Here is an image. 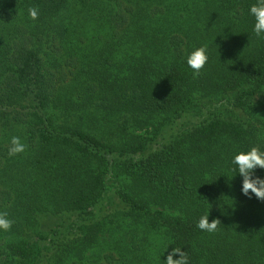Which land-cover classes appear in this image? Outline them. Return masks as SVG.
I'll use <instances>...</instances> for the list:
<instances>
[{"label":"trees","instance_id":"obj_1","mask_svg":"<svg viewBox=\"0 0 264 264\" xmlns=\"http://www.w3.org/2000/svg\"><path fill=\"white\" fill-rule=\"evenodd\" d=\"M254 2L0 0V264H160L161 240L162 259L264 264V202L227 173L236 148L264 147ZM202 44L193 78L183 56Z\"/></svg>","mask_w":264,"mask_h":264},{"label":"clouds","instance_id":"obj_2","mask_svg":"<svg viewBox=\"0 0 264 264\" xmlns=\"http://www.w3.org/2000/svg\"><path fill=\"white\" fill-rule=\"evenodd\" d=\"M29 16L32 20L37 19L38 9L29 8ZM251 19V32L255 38L264 40V0H255L251 3L247 11ZM184 62L193 78L199 77L209 60L208 46L202 44L193 45L184 53ZM27 145L19 136H12L9 140L8 155L17 156L26 151ZM257 170L264 171V147L251 145L248 147L236 148L227 161V173L239 176L241 178L240 194L247 199H253L264 202V177L256 175ZM211 208V204L208 202ZM14 220L11 219L7 212L0 211V231L8 232L12 229ZM219 220L209 222V212L201 215L196 221V228L201 232L214 233L218 230ZM171 246V242L161 240L160 247L163 249L162 254L157 257L160 264H191L187 252L180 247H172L171 252L166 256L164 254ZM179 257L178 259L175 257Z\"/></svg>","mask_w":264,"mask_h":264}]
</instances>
